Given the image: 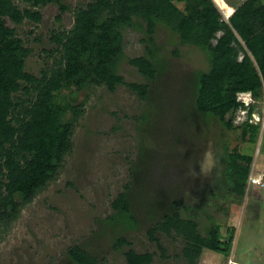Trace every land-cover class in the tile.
<instances>
[{"label": "rangeland", "instance_id": "1", "mask_svg": "<svg viewBox=\"0 0 264 264\" xmlns=\"http://www.w3.org/2000/svg\"><path fill=\"white\" fill-rule=\"evenodd\" d=\"M13 1L19 9L40 14L38 22L5 19L30 48L24 69L40 76L56 58L48 53L55 47L51 32L68 30L73 10L89 0H59L69 7L64 12L56 3L31 7ZM212 1L227 19L228 8L233 12L244 0ZM122 49L117 73L126 83L146 84L147 95L140 98L122 82L112 90L88 83L64 92L81 110L70 148L54 178L0 221V264H76L67 255L75 246L95 256L98 264H127L130 249L152 254L148 264H188L181 235L161 229L149 235L172 213L174 201L180 203V216L195 221L200 233L219 224L222 236L232 237L227 254L204 248L197 264H264V91L260 98L250 92L236 94L242 105L227 112L233 124L227 129L194 105L196 75L209 68L201 49L182 44L159 21L147 33L137 19L123 29ZM138 56L153 57L152 77L129 62ZM253 112L260 122L250 141L248 135L242 137L241 125L253 122ZM233 149L252 156L251 175L263 173V184L247 181L241 196L230 191L224 179ZM206 152L212 163L202 171ZM120 194L119 203H127L122 214L112 204ZM119 238L124 242L118 245Z\"/></svg>", "mask_w": 264, "mask_h": 264}, {"label": "trees", "instance_id": "2", "mask_svg": "<svg viewBox=\"0 0 264 264\" xmlns=\"http://www.w3.org/2000/svg\"><path fill=\"white\" fill-rule=\"evenodd\" d=\"M21 1L31 7L56 3L60 12L69 8L59 0ZM178 1L180 5L174 0H89L73 10L68 30L51 32L55 47L48 53L56 58L51 68L36 76L24 69L30 48L5 24V19L14 24L38 22L40 14L31 8L19 9L13 0H0V221L13 216L19 205L30 202L54 178L69 150L81 110L67 100V89L77 90L93 83L112 90L122 82L140 98L147 95L146 84L126 83L117 73L124 56L122 31L134 19L145 24L147 33L152 32L157 21L162 22L182 44L198 47L206 54L209 68L197 73L194 97V105L203 116L216 118L231 129L233 124L226 114L242 105L236 94L250 92L255 98L261 97L264 3L244 0L233 12L228 8L230 15L224 19L212 0ZM151 58L138 56L129 62L142 75L152 77L155 69ZM252 108L251 104L249 113ZM257 131L255 123L244 121L241 125L242 137L248 135L250 141H254ZM251 162L250 154L236 149L228 154L224 179L236 195L244 194ZM122 197L120 194L112 203L119 214L127 211V203H119ZM173 207L171 214H165L149 230L150 237L155 229L181 235L185 240L182 254L188 264H197L204 248L229 252L232 237L224 238L219 224L202 234L195 221L180 216L178 201L173 202ZM117 242L122 244L124 238ZM67 255L76 264H98L95 256L80 247L70 248ZM125 258L127 264H148L152 254L130 249Z\"/></svg>", "mask_w": 264, "mask_h": 264}, {"label": "clouds", "instance_id": "3", "mask_svg": "<svg viewBox=\"0 0 264 264\" xmlns=\"http://www.w3.org/2000/svg\"><path fill=\"white\" fill-rule=\"evenodd\" d=\"M242 99L238 98V101L240 102ZM243 101V100H242ZM250 105V104H249ZM211 153L210 152H206L204 155V159L201 162V170H205V165H208V167H211Z\"/></svg>", "mask_w": 264, "mask_h": 264}, {"label": "built area", "instance_id": "4", "mask_svg": "<svg viewBox=\"0 0 264 264\" xmlns=\"http://www.w3.org/2000/svg\"><path fill=\"white\" fill-rule=\"evenodd\" d=\"M263 174V173H260V174H256L257 176H253V175H249L248 177V183L249 184H263L262 183V178H260V175Z\"/></svg>", "mask_w": 264, "mask_h": 264}, {"label": "bare ground", "instance_id": "5", "mask_svg": "<svg viewBox=\"0 0 264 264\" xmlns=\"http://www.w3.org/2000/svg\"><path fill=\"white\" fill-rule=\"evenodd\" d=\"M242 94H243L242 97H244L246 93H242ZM251 117H252V119H253L252 121H253L254 123L257 124L258 121L260 122V120H259V116H258L256 113L253 112V114L251 115ZM249 120H250V119H249ZM253 122H252V123H253ZM237 264H238V263H237Z\"/></svg>", "mask_w": 264, "mask_h": 264}]
</instances>
